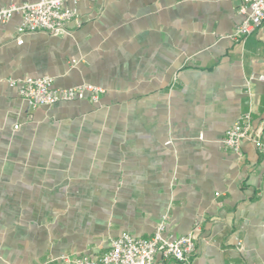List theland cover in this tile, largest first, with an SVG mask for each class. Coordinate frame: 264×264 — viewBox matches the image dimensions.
<instances>
[{
    "label": "crops",
    "instance_id": "crops-1",
    "mask_svg": "<svg viewBox=\"0 0 264 264\" xmlns=\"http://www.w3.org/2000/svg\"><path fill=\"white\" fill-rule=\"evenodd\" d=\"M240 5L80 2L62 36L18 35V14L0 23V264L96 258L163 216L164 236L197 225L191 264H264V22L231 40ZM43 76L104 94L33 109L7 84ZM247 111L241 155L221 150Z\"/></svg>",
    "mask_w": 264,
    "mask_h": 264
},
{
    "label": "built area",
    "instance_id": "built-area-1",
    "mask_svg": "<svg viewBox=\"0 0 264 264\" xmlns=\"http://www.w3.org/2000/svg\"><path fill=\"white\" fill-rule=\"evenodd\" d=\"M97 0H41L34 4H24L0 10V23L8 22L13 15H20L21 21L17 34L44 32L51 36L68 34L67 25H81L76 6L80 2L94 3ZM70 4L71 7H68ZM239 14L242 22L235 27L231 40L243 42L254 33L264 22V0H241ZM21 40L17 41L20 45ZM264 80V77H260ZM7 84L16 90L18 96L30 108L52 106L59 102H71L87 99L97 103L104 90L91 84H83L72 88H55L53 79L43 77H24L8 79ZM251 111L237 116L231 127L220 141V148L225 152L241 155V142L248 138L251 130ZM257 152L264 158V144L258 139L252 141ZM167 217L163 216L152 236L137 238L127 233L120 234L111 240L110 249L102 256L91 258L81 256L73 259L70 264H191L196 250L192 231L184 236H164ZM241 242H237V246Z\"/></svg>",
    "mask_w": 264,
    "mask_h": 264
}]
</instances>
